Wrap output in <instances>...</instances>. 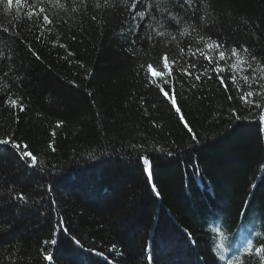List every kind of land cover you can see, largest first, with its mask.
<instances>
[{
  "label": "trees",
  "instance_id": "16d2710c",
  "mask_svg": "<svg viewBox=\"0 0 264 264\" xmlns=\"http://www.w3.org/2000/svg\"><path fill=\"white\" fill-rule=\"evenodd\" d=\"M262 77L264 0H0V264H264Z\"/></svg>",
  "mask_w": 264,
  "mask_h": 264
},
{
  "label": "snow or ice",
  "instance_id": "6c2138e0",
  "mask_svg": "<svg viewBox=\"0 0 264 264\" xmlns=\"http://www.w3.org/2000/svg\"><path fill=\"white\" fill-rule=\"evenodd\" d=\"M187 2H188L189 4H191V0H187ZM12 3H13V0H8V4H9V5H11ZM16 3H17V4H23V3H24V0H16ZM40 11L43 12V11H44L43 8H41ZM139 15H140L141 17H143V16H144V13H143V12H140ZM43 21H44L45 23H51V21L49 20V17H48L47 15H44V16H43ZM209 47L211 48V46H209ZM216 47L219 48L220 46L217 45ZM30 50H31V49H30ZM243 51H244L245 53H247V52H248V49L245 48V49H243ZM219 55H220V57H221L222 59H226V58H227V57L225 56V53H224L223 51H220ZM232 56H234V57H238V56H239L238 50L233 49V50H232ZM162 58H163V60H164L165 62H167V60H168L167 54H165ZM207 59H208L209 62L211 63V59H212V58H211V57H207ZM255 59H256V57H252V60H255ZM242 63H247V61H242ZM148 67H149V69L151 70L152 65L150 64V65H148ZM186 74L191 75V73H186ZM243 78H244L245 81L248 80V77H247V76H245V77H243ZM197 79H199V76L197 77ZM262 79H264V77H262ZM165 82H166V81H165ZM233 82H234V80H233ZM167 95H168V94L165 93V96H166V97H167ZM252 95H253V94H252L251 92H249V93H247L246 95L241 96L240 99H241L242 101H244V102H247V98H248L249 96H252ZM253 103H255V102H253ZM11 105L15 107V106L17 105V101H16V100H12V101H11ZM255 106H256V107H260L259 104H256ZM21 110H23L22 106H21ZM176 111L179 112L180 109L177 108ZM181 119H183V116H181ZM261 120L264 121V116H261ZM193 139H195V136H193ZM11 143H12V142H11L10 140H8V139H0V145H6V144H11ZM12 146H13V147H16L17 149L19 148V145H14V144H13ZM29 157H30L31 163H28V160L26 159V158H29ZM20 158H21V160H24V161H25L26 166H29V167H35V166H36V163H37L36 157H35V156H32L31 153L24 152V153L20 154ZM143 163H144V165H149V160H148V159H143ZM145 172L149 174V178H150V170H149V168L146 167V168H145ZM155 191H156V189H155V187H153V192H155ZM157 195H158V193H157ZM14 198H18L20 201H22V202H24V203H27V197L24 196L23 194H20L18 197H14ZM72 240H73V243H74V244H76V245H80V241L77 240L75 237H72ZM50 243H52V244H56L57 241H56V240H51ZM113 247H115V246H113ZM249 247H251V245H249ZM260 251H264V246H261V248L257 250V253H259ZM249 254H250V253H249ZM45 259H49V260H50L51 257H50V256H46ZM147 260H148V264H151V260H152L151 256H148V257H147Z\"/></svg>",
  "mask_w": 264,
  "mask_h": 264
},
{
  "label": "rangeland",
  "instance_id": "374dc122",
  "mask_svg": "<svg viewBox=\"0 0 264 264\" xmlns=\"http://www.w3.org/2000/svg\"><path fill=\"white\" fill-rule=\"evenodd\" d=\"M250 235H253L251 232L249 233Z\"/></svg>",
  "mask_w": 264,
  "mask_h": 264
}]
</instances>
